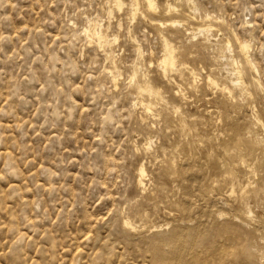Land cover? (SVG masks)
Listing matches in <instances>:
<instances>
[{
	"label": "clouds",
	"instance_id": "obj_1",
	"mask_svg": "<svg viewBox=\"0 0 264 264\" xmlns=\"http://www.w3.org/2000/svg\"><path fill=\"white\" fill-rule=\"evenodd\" d=\"M0 264H264V0H0Z\"/></svg>",
	"mask_w": 264,
	"mask_h": 264
}]
</instances>
